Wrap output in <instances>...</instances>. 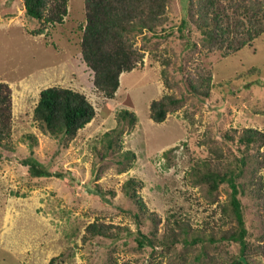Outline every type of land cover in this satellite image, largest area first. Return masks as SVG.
Wrapping results in <instances>:
<instances>
[{"label": "rangeland", "instance_id": "rangeland-1", "mask_svg": "<svg viewBox=\"0 0 264 264\" xmlns=\"http://www.w3.org/2000/svg\"><path fill=\"white\" fill-rule=\"evenodd\" d=\"M84 1L69 0L64 22L37 34L43 24L26 15L23 0H0V81L8 82L13 91V148L0 146V264H106L111 249L119 264H149L151 249L138 251L135 235L125 232L117 240L84 243L86 227L102 221L127 226L134 233L148 232L151 222L139 223L138 208L122 189L132 177L144 182L140 195L162 218L160 235L173 213L194 228L214 224L217 203L191 177L192 167L209 155L203 142L206 130H212L217 142L222 139L219 131L229 127L264 131V34L228 55L212 51L193 24L181 28L187 0H170L164 30L157 35L145 32L147 42L142 34L135 39L137 46L145 45L143 64L124 72L116 96L108 99L97 91L94 73L80 52ZM164 57L174 63L170 79L179 82L180 91L165 84ZM177 66L192 72L197 66L211 69L210 97L190 92L185 84L189 73ZM51 86L80 91L96 108L95 118L71 141L42 133L34 119L40 92ZM172 92L183 97V107L164 122H155L151 103ZM123 109L136 113L135 126L119 123L117 114ZM120 125L121 141L110 151L104 135ZM124 151L135 154L131 168L124 169L127 161H117ZM31 158L51 174L33 176L27 164ZM260 174L264 177V167ZM229 192L228 185H221L214 198L226 201ZM242 200L248 237L259 242L256 200ZM229 247L232 254L239 252L237 243ZM177 249L185 250L181 243ZM156 251L164 252V247ZM159 255L158 260L163 258ZM187 255L193 259L194 253ZM167 259H162L164 264Z\"/></svg>", "mask_w": 264, "mask_h": 264}, {"label": "trees", "instance_id": "trees-1", "mask_svg": "<svg viewBox=\"0 0 264 264\" xmlns=\"http://www.w3.org/2000/svg\"><path fill=\"white\" fill-rule=\"evenodd\" d=\"M25 13L29 18L39 20L43 27L37 34L46 32L48 25L62 24L69 14V0H23ZM170 0H85L86 22L82 29L80 52L87 66L94 73V85L105 98L113 99L120 87L121 75L143 64L145 45L135 44L139 34L149 40L148 33L157 35L164 30L167 22V6ZM182 29L194 25L200 32L204 46L212 51L227 55L250 45L264 34V0H187ZM162 75L168 88L180 89L179 82L170 79V67L174 64L170 57H164ZM181 73H189L185 80L190 92L196 96L209 98L212 89V70L197 66L195 71L177 66ZM12 87L0 81V146L12 149L13 99ZM183 97L177 92L166 94L154 100L150 106V116L158 123L164 122L170 113L183 107ZM97 111L88 97L77 90L51 86L40 92L34 109V119L42 133L67 141L73 140L96 116ZM119 123L136 125L135 112L123 109L117 114ZM123 134L122 126L105 133L106 149L114 151ZM221 142H217L208 128L203 142L209 146L208 158L192 167L191 177L196 184L206 187L208 196L216 202L218 219L214 224L194 228L178 214H170L160 235L162 218L150 211L140 195L144 182L137 178L128 179L122 189L138 208L135 214L141 224L150 221L148 232L134 233L129 227L102 221L90 223L82 237L84 243L92 240H117L123 233L135 235L137 250L150 247L149 264H262L264 260V177L260 174L264 167V131L258 128H233L220 130ZM37 143L34 135L27 136ZM223 144H225L223 146ZM118 162L127 161L131 168L135 154L132 151L118 153ZM121 156V157H120ZM33 176H47L51 173L36 158L27 161ZM243 179V180H241ZM221 185H228L230 192L226 201H220L215 194ZM113 194H115L113 192ZM242 196L256 200L259 218V242L249 239ZM217 199V200H216ZM144 219V220H143ZM235 242L239 252L232 254L229 245ZM184 251H178V244ZM158 246L164 247L160 252ZM190 248V249H189ZM111 249L106 264H119ZM193 251V259L187 255ZM54 260V259H53ZM122 264H130L124 262Z\"/></svg>", "mask_w": 264, "mask_h": 264}]
</instances>
